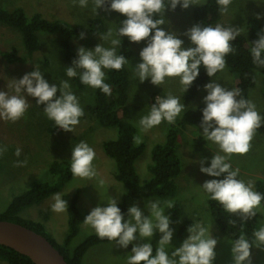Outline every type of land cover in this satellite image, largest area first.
Returning a JSON list of instances; mask_svg holds the SVG:
<instances>
[{
    "label": "rangeland",
    "instance_id": "rangeland-1",
    "mask_svg": "<svg viewBox=\"0 0 264 264\" xmlns=\"http://www.w3.org/2000/svg\"><path fill=\"white\" fill-rule=\"evenodd\" d=\"M205 1L196 0L194 6L187 10L181 9L178 13L166 11L164 14L165 25L163 27L179 34L180 38L184 40L185 47L193 46L184 34L195 25L194 9L204 4ZM259 2L260 0H231L227 9L223 11L221 21L234 28H241L240 34L248 40H256L257 34L264 30V4H259ZM0 5L8 10L23 8L29 15L38 14L47 20H60L72 27L84 26L83 32L86 39L81 40L80 34L74 35L71 39V47L76 54L78 46L94 49L98 43H101L104 47H111L112 38L121 40L117 30V14L104 9L95 10L94 0H88L85 7L80 6L79 0H0ZM257 14L262 18L257 19ZM95 18L102 19L106 27L105 32L99 36L93 35L88 26L89 22ZM109 30L112 31L113 36L101 39L107 35ZM37 34L41 48L24 63L9 64L3 58L2 52L16 48L18 55H25L26 49L22 35L18 30L0 23V91H6L10 95L15 94L12 79H19L38 66L50 84L59 85L61 81L68 80L71 90L79 99L84 115L73 132L64 131L51 134L49 129L55 123L45 115L44 106L36 104L34 98L26 97L29 107L22 118L15 122L0 120V149H3L0 151V215L6 211L15 196L29 190L33 183L57 184L58 178L49 171L51 164L55 161L70 164L72 147L80 141L87 142L95 150L96 156L93 163L97 175L91 179L72 176V179L56 192L66 195L64 198L69 208L76 192L80 191L76 206L83 214H88L92 208L100 203H106L112 198L119 203L124 193V187L115 179V161L109 158L103 150L104 142L116 139L118 132L115 128L98 125L97 121L90 116L87 107L93 104L96 89L86 85L82 90H79L74 83V78L67 77L66 67L72 66V64L67 63L61 53L62 36L58 33L49 34L42 31ZM144 46H146V42L131 43L133 57L127 59L128 63L124 65L130 72L126 120L135 127L137 136L141 139L140 143L145 145L143 154L135 162V170L141 183H146L150 179L149 166L152 161L153 148L167 142L171 125H175V128L180 130L176 138V155L182 163V170L175 180L177 190L174 195L163 199L140 198L134 205L144 210V205L149 201L160 200L162 202L173 201L174 206H178L177 218L172 222L174 237L172 243L166 246L169 255L188 236L187 234L182 240L179 236V229L184 223L187 221H192L193 224L203 222L206 226L211 227L212 234L218 240L214 264H233L231 241L222 234L212 219L208 195L199 187L206 180L214 179V177L201 173L197 161L201 159L210 161L219 148L203 137L202 128L189 127L184 131L178 126V122L186 112L205 107L203 103V97L206 95L204 87L195 98L186 100L192 86L185 93L178 78H166L159 86L148 81L140 83L134 69L135 65L140 62L139 53ZM119 50L120 45L117 47L118 54ZM212 79L225 88H234V75L226 64L225 68L217 72ZM210 82L209 78L207 83ZM159 92L166 96L179 97L181 102L185 103L186 111L181 113L172 124L162 122L160 125L142 132L139 128V119L142 115L147 114L153 94ZM57 95L60 93L58 92ZM249 100L264 116V79L260 73L255 88L249 92ZM198 137L203 139L200 141ZM195 145H200L203 149H197ZM18 148L21 150L19 156L16 155ZM229 163L233 169H239L238 178L245 182L251 181L255 185L257 180L264 179V134L254 133L249 152L244 155L230 156ZM205 166L208 164L206 163ZM218 179H223V177ZM101 180L103 184L100 183ZM53 194L38 204L23 210L19 217L25 222L33 221L40 224L42 232L47 237L58 245L65 246L69 232L68 210L62 213H55L51 210ZM170 211L171 209H168L166 213L169 216ZM148 214L147 210H144V215ZM256 215L259 228L264 225V208L261 205L256 210ZM93 234H96L94 229L85 223L80 224L77 235L68 246L71 252ZM159 240L160 234L157 232L151 241L154 248L158 245ZM136 242L147 241H142L138 237ZM131 246L123 249L115 242L93 246L83 256L82 264H127L126 258L131 252ZM0 264L9 263L0 260ZM251 264H264V248H253Z\"/></svg>",
    "mask_w": 264,
    "mask_h": 264
},
{
    "label": "clouds",
    "instance_id": "clouds-1",
    "mask_svg": "<svg viewBox=\"0 0 264 264\" xmlns=\"http://www.w3.org/2000/svg\"><path fill=\"white\" fill-rule=\"evenodd\" d=\"M87 3L88 0H79L81 7L87 6ZM94 3L97 11L104 9L125 17L118 29L119 37H127L131 43L146 42L139 53L140 62L134 69L140 83L148 81L159 86L166 78L175 77L186 93L200 76L201 68L205 70L211 82L204 85L205 107L200 110V128L203 137L217 145L219 151L210 161H197L201 173L214 177L199 187L225 211L239 214L244 219L254 217L264 201V194L255 191L251 181L238 178L239 169L232 168L229 157L249 152L254 132L264 124V116L250 100L241 96L239 88H225L212 79L225 68V57L232 51L231 42L240 34L241 28L220 24L215 27L194 25L184 34L194 47H185L179 34L163 27L164 14L178 7L187 10L194 6L196 0H94ZM230 3L231 0H218L222 9H227ZM259 4H264V0H260ZM157 16L160 18H155ZM261 18L257 14V19ZM112 36L109 30L101 39ZM257 36L255 41L250 42L249 52L254 64L264 66V30ZM79 38L86 39L85 33L81 32ZM120 44L119 38H112L111 47H104L101 43L94 49L78 46L72 66L66 67L67 77L78 76L82 84L110 96L111 85L105 82V70H121L128 63L124 55L117 53ZM12 80L15 94L0 91V120L15 122L22 118L29 107L26 97H32L36 104L44 106L45 115L54 121L56 127L73 132L80 123L84 112L68 80L61 81L59 85L50 84L38 66ZM58 92L60 95H57ZM185 111L186 105L179 97L158 95L147 114L140 117L139 128L143 132L165 121L173 123ZM134 140L141 142L139 136ZM20 153L18 148L16 155ZM95 156V150L87 142L75 144L70 159L72 175L88 179L96 177ZM206 163L208 166H205ZM220 177L223 179H218ZM100 183L103 184V181ZM65 196L60 192L53 194L50 206L53 212L62 213L69 209ZM173 207V201H149L144 205V210L149 213L147 216L136 205L129 206L125 215L118 201L112 198L92 208L84 217V223L94 229L99 238L115 242L120 248L127 249L132 245L126 258L127 264H214L218 240L211 227L203 222L192 224L187 229V238L175 247L171 255L166 251V246L172 243L174 237L172 219L166 213ZM157 232L160 240L154 250L151 241ZM138 237L147 242L137 243ZM253 238L250 241L241 235L231 242L233 264H251L253 248H264V225L253 232Z\"/></svg>",
    "mask_w": 264,
    "mask_h": 264
},
{
    "label": "trees",
    "instance_id": "trees-1",
    "mask_svg": "<svg viewBox=\"0 0 264 264\" xmlns=\"http://www.w3.org/2000/svg\"><path fill=\"white\" fill-rule=\"evenodd\" d=\"M107 5H105V9ZM182 8L175 11L167 10L171 13H178ZM224 9L218 4V0H206L204 4L194 9L195 25L213 26L220 24L224 27H231L229 24L221 21ZM116 13V12H115ZM117 14V30L122 26L125 17ZM155 18H160L157 16ZM0 23L17 29L23 38V44L26 49L25 55H18L16 48L11 51L2 52L3 58L9 63H24L30 59L33 54L41 48V42L38 32H47L49 34L58 33L62 36L61 53L67 61L72 64L77 54L71 47V39L74 35H78L85 30L82 25L74 27L60 20H47L38 14L29 15L23 8H14L11 10L4 9L0 5ZM89 29L95 36L103 34L106 30L105 23L100 18L92 19L89 22ZM121 44L119 54L124 55L127 59L133 57V49L131 42L127 37H120ZM243 35L239 34L237 38L231 42L232 51L226 55V65L234 75V88H239L241 96L249 100V92L254 89L257 84L258 74L260 73L264 79V66L253 63L249 49L250 42ZM194 47V45L192 46ZM106 83L111 85V95H105L99 89L95 90L94 102L87 107L90 116L95 119L98 125L106 128H115L118 136L114 140L104 142L103 150L105 154L115 161L116 172L115 179L123 184L124 193L118 206L122 213L127 215L129 206L134 205L140 198H167L176 193V178L182 170V163L176 155V138L179 129L175 125H171L167 142L165 144L156 145L152 151V161L149 166L151 173L150 179L146 183H141L139 175L135 170V162L143 154L145 145L136 143L134 137L137 136L135 127L129 123L126 118L128 115V91L130 87V72L125 66L121 70H106ZM209 77L205 70L201 68L200 76L192 85L186 100L195 98L201 89L207 84ZM74 83L79 90L86 85L82 84L79 77L74 78ZM164 97L166 95L162 92ZM156 94V93H154ZM153 103V102H152ZM151 103V104H152ZM204 106L193 111H188L178 122L179 128L186 131L189 127H200L202 120L201 109ZM166 122V121H165ZM172 124V123H170ZM51 134L64 132V130L56 127L49 129ZM254 133L264 134V125L255 130ZM201 141L203 138L198 137ZM198 140V142H199ZM197 149H203L200 145H195ZM50 173L58 178L57 184L47 182H35L32 187L24 193L13 198L10 205L0 215V220L19 223L39 234L45 236L65 257L69 264H82L83 256L93 246L107 243L109 241L99 238L96 234L88 236L74 251L71 252L69 245L71 240L77 235L80 224L84 223L83 214L76 206L79 200L80 191L76 192L72 204L68 209L69 216V232L66 238L65 246L58 245L55 241L47 237L40 228V224L33 221H23L19 214L26 208L34 204H38L43 199L49 197L57 190L62 188L68 181L72 179L70 164L55 161L50 166ZM254 190L264 194V179L257 180L254 183ZM209 211L212 219L222 232V234L231 242L238 239L241 235L246 236L250 241L253 238V232L258 229L257 215L252 218L244 219L239 214H232L224 210L222 205L217 201L208 200ZM261 206L264 208V201ZM178 206H174L170 211V218L174 222L177 218ZM127 218V217H126ZM193 224L187 221L179 229V236L182 240L187 234V229ZM132 246L130 247V249ZM154 248V247H153ZM155 250V248H154ZM0 260L9 264H34L32 260L15 250L0 245Z\"/></svg>",
    "mask_w": 264,
    "mask_h": 264
},
{
    "label": "water",
    "instance_id": "water-1",
    "mask_svg": "<svg viewBox=\"0 0 264 264\" xmlns=\"http://www.w3.org/2000/svg\"><path fill=\"white\" fill-rule=\"evenodd\" d=\"M0 245L30 258L34 264H69L45 236L19 223L0 220Z\"/></svg>",
    "mask_w": 264,
    "mask_h": 264
},
{
    "label": "built area",
    "instance_id": "built-area-1",
    "mask_svg": "<svg viewBox=\"0 0 264 264\" xmlns=\"http://www.w3.org/2000/svg\"><path fill=\"white\" fill-rule=\"evenodd\" d=\"M158 95L163 96V95L160 94V93L153 94V96H152V102H153V103H154V101H155V97L158 96ZM163 97H164V96H163Z\"/></svg>",
    "mask_w": 264,
    "mask_h": 264
}]
</instances>
